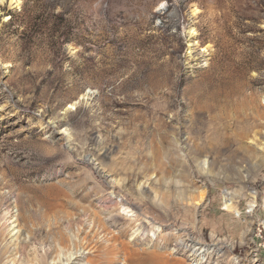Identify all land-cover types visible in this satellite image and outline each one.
I'll use <instances>...</instances> for the list:
<instances>
[{
    "label": "rangeland",
    "instance_id": "rangeland-1",
    "mask_svg": "<svg viewBox=\"0 0 264 264\" xmlns=\"http://www.w3.org/2000/svg\"><path fill=\"white\" fill-rule=\"evenodd\" d=\"M221 81L253 118L217 119ZM0 184L73 221L116 218L73 263L8 236L6 264H108L111 247L109 264H264V0H8Z\"/></svg>",
    "mask_w": 264,
    "mask_h": 264
},
{
    "label": "bare ground",
    "instance_id": "bare-ground-1",
    "mask_svg": "<svg viewBox=\"0 0 264 264\" xmlns=\"http://www.w3.org/2000/svg\"><path fill=\"white\" fill-rule=\"evenodd\" d=\"M7 2L8 0H0V8L5 7ZM10 2L11 4H21V0H10ZM41 53L42 51H38L35 52V55L40 56ZM40 61V64H44L43 58L40 59ZM215 87L218 89V91H216L211 111L216 112L218 115L217 119L219 121L231 116L235 118L237 114H239L243 120L248 119L249 116L253 118L251 114H246L245 112L246 107H248L249 103L251 104V102L248 103L247 101H243L241 103L240 99H234L237 91V88H235L234 84L231 82L222 83L221 81L218 84V87ZM36 144H38V148H54L51 145L47 147L48 143L46 142H37ZM207 151V148L199 149L198 155H204ZM59 156V152L55 150L53 151L51 157H46V164L49 163V165L46 167V169H49L47 172L50 173L49 177L53 175L52 171L55 169V166L52 162H54V159L58 158ZM59 185L60 183L57 184V186ZM3 187L4 186L0 184V190H2ZM25 190L30 196H24ZM96 194L97 189L94 188V191L91 193V195ZM52 201L53 200L49 199L48 195L44 194L41 190L31 187L21 190V194L15 195L14 197L12 193L4 196V198L2 194H0V213L2 215L0 217V264H6L4 263L6 256H11L10 253L13 251L18 254L20 249L23 248L22 246L30 244V241L35 236L41 235V238L50 243L54 249V253L56 254L55 257L58 258L60 263L62 258H66L67 262L69 263L72 260H78V258L81 257L79 255L80 251H82L81 249L86 246L89 247L92 244H95V246L99 245L101 242H106L112 237L110 236L111 234H105L101 239L98 236L102 232L106 231L105 228L110 222H115L116 218L114 216L111 217L110 220L106 221L101 214L87 213L82 218L80 217V219L77 221H73L69 214L55 211L54 206L51 203ZM37 205L40 207L39 214L28 213L31 211L32 207ZM10 208H13L15 213H12L11 211L2 213L3 210H10ZM145 219L146 222H156V220L150 216H146ZM144 225L145 224L143 223L142 226ZM124 233L125 229L123 228L120 230V234ZM83 235L84 237L82 238ZM8 236L16 238V242H18L15 245L13 244V246L16 247L13 251H11L12 247L9 245V243L6 242ZM187 236L190 238L191 233H188ZM95 246L93 248H95ZM195 249L197 252L201 251L203 248L197 246ZM121 250L122 248L120 249L119 247L104 249L101 251L99 259H104L109 264L114 261L115 258L113 256L116 251L119 253ZM194 254L197 255L198 253ZM153 264H157V262L153 261ZM158 264L163 263L159 262Z\"/></svg>",
    "mask_w": 264,
    "mask_h": 264
}]
</instances>
